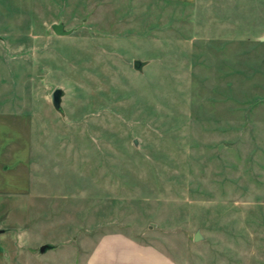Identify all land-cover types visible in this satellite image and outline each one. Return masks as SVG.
Masks as SVG:
<instances>
[{"label": "rangeland", "instance_id": "374dc122", "mask_svg": "<svg viewBox=\"0 0 264 264\" xmlns=\"http://www.w3.org/2000/svg\"><path fill=\"white\" fill-rule=\"evenodd\" d=\"M263 36L264 0H0V264H264Z\"/></svg>", "mask_w": 264, "mask_h": 264}, {"label": "water", "instance_id": "95a60500", "mask_svg": "<svg viewBox=\"0 0 264 264\" xmlns=\"http://www.w3.org/2000/svg\"><path fill=\"white\" fill-rule=\"evenodd\" d=\"M51 29L53 30V32L56 35H59V36H67V35L71 34V31L66 30L65 24L63 22L52 24ZM261 41H264V36L261 38ZM147 63L148 62H143L141 60H134L133 67H134L135 70H137L139 72H142L143 71V67L145 65H147ZM64 94H65V91L60 86H57L53 90V92L51 94V102H52V105H53L54 109L57 112L61 113V114H63L62 102H63ZM135 144L137 145V142L136 141H135ZM202 239H203V237H202L201 233L200 232H197L195 234V236H194V241L195 242H199ZM50 248H51L50 245H44V246L41 247L40 251L42 253H45Z\"/></svg>", "mask_w": 264, "mask_h": 264}]
</instances>
